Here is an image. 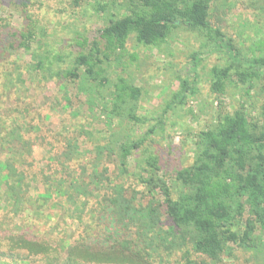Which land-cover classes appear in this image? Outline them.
<instances>
[{"label": "trees", "instance_id": "obj_1", "mask_svg": "<svg viewBox=\"0 0 264 264\" xmlns=\"http://www.w3.org/2000/svg\"><path fill=\"white\" fill-rule=\"evenodd\" d=\"M213 1H114L116 10L105 16L107 22L97 29V38L90 42L77 38L81 49L68 58V68L60 65L67 64L63 55L39 51L42 42L34 25L13 31L18 46L36 60L34 68L41 76L76 84L92 103L97 95L102 96L108 133L103 132L94 144L90 170L83 165L81 173L71 163L79 160L82 152L66 136L65 147L47 155L48 165L38 173L45 181L44 191L33 197L30 191L37 174L30 172L35 164L34 138L28 134L39 126L27 120L29 107H22L20 100L14 103L12 113H0V201L4 211L0 256L15 262L39 258L43 264H168L169 257L178 252L180 264H208L203 257L209 258L210 264H230L225 256L231 257L235 248L264 256V106L257 116L243 101L233 110L222 109L195 134L192 163L178 169L172 178L162 172L159 154L149 143L156 124L142 134L132 133L134 126L148 118L136 111L142 86L124 74L138 59L127 46L131 35L139 44L158 47L179 27L202 33L209 51L227 58L226 65L211 69V92L216 98L228 94V87L234 83L243 84L249 95L255 81L264 78V39L249 48L248 56L234 38L210 22ZM96 5L97 11H106L110 2ZM259 7L264 11V4ZM36 41L39 45L34 47ZM195 58L193 55V67L199 60ZM13 83L25 81L18 75ZM106 88L110 91L107 94ZM190 89L188 81L182 80V97ZM170 107L168 104L167 109ZM164 118L163 113L158 117L161 128H165ZM125 119L130 121V129L123 127ZM81 133L93 134L87 129ZM104 152L117 157L120 174L133 175L143 188L107 175V167L101 170ZM52 164L57 166L49 175ZM100 196L105 206L92 215L81 238L73 243L53 244L8 227L7 216H22L30 205L40 209L50 202L51 208L60 206L69 216H73L74 205L76 218L83 222L84 212L93 208L89 198ZM9 263L6 259L0 262Z\"/></svg>", "mask_w": 264, "mask_h": 264}, {"label": "rangeland", "instance_id": "obj_2", "mask_svg": "<svg viewBox=\"0 0 264 264\" xmlns=\"http://www.w3.org/2000/svg\"><path fill=\"white\" fill-rule=\"evenodd\" d=\"M71 1L0 0V113H12L14 103L20 100L22 107H29L27 120L39 126L28 134L34 138L32 162L35 164L30 172L37 174L30 191L33 197L44 191L45 181L38 173L41 167H47V155L60 152L66 145V136L70 142L77 143L82 152L79 160L71 163L72 168L81 173L83 165L90 170L95 156L94 144L103 132L108 133L107 121L101 109L104 101L102 96L97 95L92 103L76 84L64 82L56 76H41L34 68L36 60L18 46L17 36L13 35V31L34 25L37 39L42 42L39 51L49 56L63 55L68 59L81 49L77 38H87L88 42L96 39L97 29L107 22L105 16L116 10L114 1L124 0H80L77 4ZM108 1L109 9L96 10V3ZM262 4V0H214L209 20L234 38L236 45L250 56L249 48L255 46L259 39H264V11L259 7ZM206 43L202 33L186 27L174 29L167 41L158 47L139 44L134 35L130 36L127 43L129 51L136 52L138 59L127 67L124 74L131 75L136 84L142 86L136 111L137 115L148 118L146 122L134 126L132 133L142 134L156 124L149 143L151 149L159 154L162 172L168 178L175 177L178 169L192 163L195 134L212 122L222 109L233 110L243 101L252 115L257 116L264 106V78L255 81L249 95L245 93L243 84L236 86L234 83L228 87V94L216 98V94L211 92V69L216 65H226L227 58L218 52L211 53V47ZM33 45L37 47L39 44L36 41ZM193 55H196L195 60L199 59L195 67ZM67 59V64H60L62 68L71 66ZM117 72L121 73L120 69ZM18 75L22 76L24 84L14 85L13 81L17 82ZM111 75L114 79L116 74ZM182 80H187L191 88L184 92L183 97L180 92ZM105 91L106 94L110 92L109 88ZM168 104L171 106L169 109ZM162 113L166 119L165 128L157 125ZM122 125L129 129L132 126L128 119ZM85 128L93 134L81 133ZM100 163L101 170L103 167L108 168L107 175L124 178L136 189L143 188L133 175L119 173V163L114 155L104 152ZM56 166L52 164L47 173L51 175ZM130 169H134L132 157ZM89 201L93 208L84 212L83 222L76 218L78 212L74 210V205H71L73 216H69V211L60 206L51 208L50 202L44 203L40 209L36 204L30 205V210L22 216H7L8 227L53 244L73 243L81 238L82 230L92 215L99 213L105 206L102 196L91 197ZM2 207L0 201V219L4 217ZM180 255L181 252L171 255L168 264H180ZM203 258L210 264L209 258ZM5 259L10 261L9 264L44 263L39 258L15 262L10 257L0 256V262ZM225 259L230 264H264V256H256L252 251L242 248H235L232 256H225Z\"/></svg>", "mask_w": 264, "mask_h": 264}]
</instances>
